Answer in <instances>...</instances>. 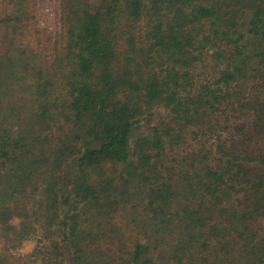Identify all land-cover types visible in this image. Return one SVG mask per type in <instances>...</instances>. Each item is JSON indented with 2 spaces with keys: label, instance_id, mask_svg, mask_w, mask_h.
I'll return each mask as SVG.
<instances>
[{
  "label": "trees",
  "instance_id": "trees-1",
  "mask_svg": "<svg viewBox=\"0 0 264 264\" xmlns=\"http://www.w3.org/2000/svg\"><path fill=\"white\" fill-rule=\"evenodd\" d=\"M27 12L0 19V237L40 230L42 264H264V0H60L47 57Z\"/></svg>",
  "mask_w": 264,
  "mask_h": 264
},
{
  "label": "rangeland",
  "instance_id": "rangeland-1",
  "mask_svg": "<svg viewBox=\"0 0 264 264\" xmlns=\"http://www.w3.org/2000/svg\"><path fill=\"white\" fill-rule=\"evenodd\" d=\"M0 0V19L4 13L14 10L15 6L22 5L28 12L25 25L27 33L33 44L39 49L41 56L47 57L52 53L53 44L58 35L57 12L60 0ZM25 14V13H24ZM40 230L30 236L29 240H17V234L8 232V236L15 240L6 241L7 236L0 237V257L2 264H42L40 258L32 254L35 242L38 241ZM35 237V238H34Z\"/></svg>",
  "mask_w": 264,
  "mask_h": 264
}]
</instances>
